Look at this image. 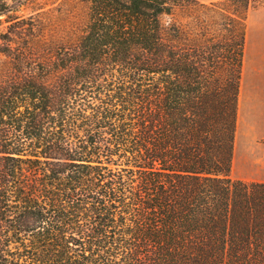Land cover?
I'll use <instances>...</instances> for the list:
<instances>
[{
  "label": "trees",
  "instance_id": "16d2710c",
  "mask_svg": "<svg viewBox=\"0 0 264 264\" xmlns=\"http://www.w3.org/2000/svg\"><path fill=\"white\" fill-rule=\"evenodd\" d=\"M253 1L0 0V264H264Z\"/></svg>",
  "mask_w": 264,
  "mask_h": 264
},
{
  "label": "crops",
  "instance_id": "0c3cea01",
  "mask_svg": "<svg viewBox=\"0 0 264 264\" xmlns=\"http://www.w3.org/2000/svg\"><path fill=\"white\" fill-rule=\"evenodd\" d=\"M247 29L231 172L232 178L264 182V40L250 43Z\"/></svg>",
  "mask_w": 264,
  "mask_h": 264
},
{
  "label": "rangeland",
  "instance_id": "374dc122",
  "mask_svg": "<svg viewBox=\"0 0 264 264\" xmlns=\"http://www.w3.org/2000/svg\"><path fill=\"white\" fill-rule=\"evenodd\" d=\"M247 26V39L250 43H255L259 39L264 40V0H254L252 2V6L248 12ZM249 53L248 51L247 57H249ZM229 174L230 177H234V173L232 174L231 170Z\"/></svg>",
  "mask_w": 264,
  "mask_h": 264
}]
</instances>
